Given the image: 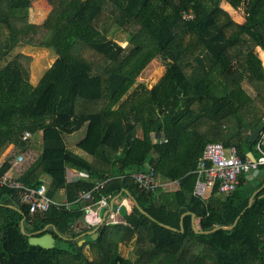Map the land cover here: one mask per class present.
<instances>
[{
  "label": "trees",
  "instance_id": "1",
  "mask_svg": "<svg viewBox=\"0 0 264 264\" xmlns=\"http://www.w3.org/2000/svg\"><path fill=\"white\" fill-rule=\"evenodd\" d=\"M47 1L53 9L36 24L29 0H0V159L16 149L0 178L41 134L39 155L17 176L22 183L46 186L54 200L64 190L69 202L103 184L93 201L126 197L130 211L91 226L79 206L32 214L18 191L0 186V264H264V188L248 207L264 185V165L230 194L218 185L207 198L195 194L207 144L235 146L243 159L261 155L250 134L264 118V0ZM223 1L242 10L244 22ZM114 31L128 34L127 46L110 37ZM28 46L58 53L36 85L29 55L7 60ZM156 59L166 66L158 83L137 84ZM149 168L178 189L139 188L132 174ZM70 169L87 178L70 180ZM239 217L231 230L204 233ZM23 221L28 235L49 226L55 248L31 245Z\"/></svg>",
  "mask_w": 264,
  "mask_h": 264
},
{
  "label": "built area",
  "instance_id": "2",
  "mask_svg": "<svg viewBox=\"0 0 264 264\" xmlns=\"http://www.w3.org/2000/svg\"><path fill=\"white\" fill-rule=\"evenodd\" d=\"M186 17L192 18L193 14L190 13L186 15ZM31 136L29 132H26L24 138L29 139ZM257 142V149L261 154L260 157L255 158L247 155L246 159H243L238 154V150L235 146L226 149L221 143L207 144L204 155L196 170L198 179L195 194L202 198H207L216 185L219 186V192L222 194L227 195L234 192L240 184L241 176L264 165V151L262 150V146L264 145V129ZM11 164L12 167L22 166L24 164V156L17 155L15 158L11 159ZM132 178L139 188L147 191H154L165 186L159 181L156 171L153 168L133 173ZM0 186L18 191L22 204L27 205L32 214L44 213L48 211L51 206L62 207L66 210H71L73 206H79L85 210L86 222L91 226L102 222V217L98 215L97 210L109 208L111 206L110 200L107 197H102L97 202L93 201L95 192H97L103 184L96 185L90 191L79 192L78 198L74 202H69L66 199L62 201L54 200L47 195L46 186H42L41 188L29 187L9 173L0 178ZM86 202L91 203L84 205ZM121 205H123V203L114 204L112 207L110 218L113 222H117L116 217L119 216Z\"/></svg>",
  "mask_w": 264,
  "mask_h": 264
},
{
  "label": "rangeland",
  "instance_id": "3",
  "mask_svg": "<svg viewBox=\"0 0 264 264\" xmlns=\"http://www.w3.org/2000/svg\"><path fill=\"white\" fill-rule=\"evenodd\" d=\"M221 7L230 13L232 18L239 23L244 22L243 11L234 10L227 2L223 1L221 3ZM53 7L47 0H30V21L36 24H42L51 13ZM232 9V10H231ZM111 38L116 40L123 47L128 44V34L123 31H114L110 35ZM18 53H25L32 58L31 63V82L36 85L46 70L55 62L58 57V53L54 48L48 47H24L17 48L8 56L7 60L13 59ZM166 70V66L162 60L156 59L154 60L141 74V76L137 80V84H145L149 88H152L161 77L164 75ZM247 87V86H246ZM248 89V88H247ZM249 90V89H248ZM83 131L77 133L72 139L79 140L83 136ZM41 148H42V135H41ZM39 142L34 145L33 149H29L26 153H23L24 156V164L19 169H23L28 164H30L37 156L39 155L41 148H39ZM71 150L75 153H78L82 156H86L81 150H79L76 146H73ZM16 149L13 146H10L5 153L2 155L0 159V164L3 161L4 156H8L14 154ZM20 172V170H19ZM86 173V172H85ZM13 177L15 176V172H12ZM118 202L121 200H117ZM130 206V203H128ZM132 247L123 248L122 255L128 256Z\"/></svg>",
  "mask_w": 264,
  "mask_h": 264
},
{
  "label": "water",
  "instance_id": "4",
  "mask_svg": "<svg viewBox=\"0 0 264 264\" xmlns=\"http://www.w3.org/2000/svg\"><path fill=\"white\" fill-rule=\"evenodd\" d=\"M263 129H264V123L261 122V123H260V124L254 129V130H253V132L250 134V142H251V143H256V142H257V140L259 139L260 134H261V132H262ZM251 155H252V154H251ZM263 188H264V185H263L259 190H257V191L253 194V196L250 198L249 206H248V207H250V206L252 205L253 200H254V196H255L259 191H261ZM117 199H118V198H116V199H114V200L111 201V208H110L109 211L107 212V215H108V213L112 210V207H113V205H114V202H115ZM134 203L138 206V208H139L143 213L146 214V212H145L143 209H141V207L138 205V203H137L135 200H134ZM10 207H12V206H10ZM12 208H14V207H12ZM127 214H128V208H127V206H126L125 204L121 205L120 210H119V215L122 216V217H125ZM188 214H191V213H186V214H184V215L182 216V219H183L186 215H188ZM191 216H192L193 227L196 228V225H195V215H194V214H191ZM241 216H242V215H241ZM241 216H240V217H241ZM240 217L236 220V222L234 223L233 226H230V227H221V226H218V227H215L213 230H211V231H207V232H204V233H206V234H210V233H212V232H214V231H216V230H219V229L231 230V229H233V228L236 226V224H237L238 220L240 219ZM104 221H105V219L101 222V224H103ZM23 224H24V221L22 222V227H21L22 233H23L24 235H27V236L29 237V243H30L31 245H34V246H40V247H42V248H44V249H47V250H50V249L55 248V246H56V238H55L54 234H53V233H50V232H46V231L48 230L49 226H47V227L43 230V232H45L43 235H41V236H36L35 234H30V235H28V234L25 232V229H24V225H23ZM101 224H100V225H101ZM166 227L171 228V227H169V226H166ZM171 229H172V228H171ZM53 230H54V232L57 234L56 229L53 228ZM181 230H182V231L184 230V226H183V224H181ZM96 231H97V229H95L93 232L90 233V234H92L93 239H96V238L98 237V234H97ZM84 242H85V240H81V241L79 242V245H82Z\"/></svg>",
  "mask_w": 264,
  "mask_h": 264
},
{
  "label": "crops",
  "instance_id": "5",
  "mask_svg": "<svg viewBox=\"0 0 264 264\" xmlns=\"http://www.w3.org/2000/svg\"><path fill=\"white\" fill-rule=\"evenodd\" d=\"M29 7H30V3H29ZM261 57H262L263 63H264V54H261ZM40 138H41V134H39L36 137V142H35L36 146H37V142L40 143L39 146H38L39 148H41V139ZM76 154H78V153H76ZM248 156L254 157L253 155H251V153H249ZM6 157L4 156L3 161L1 162V164L4 162V160H5ZM1 164H0V166H1ZM18 167H20V166L12 167L11 170H10V172H8V173L11 174V176H13L12 175V172H15V176L14 177H17L19 175V173H20L19 170L20 171L22 170V169H19ZM79 177L87 178V174L85 172L79 171L77 169H70V174H69V179L70 180H76ZM50 183H51V178L46 177V185H50ZM164 185L165 186L163 188L166 189V190H169V191L177 190L178 189V183H169V184H164ZM64 199H66V195H65L64 190H62L60 192L57 200L62 201ZM117 200H121V201L118 202ZM117 200L114 202V204H120V203L125 204L127 206V208H128V213H129V211H130V207H129V204H128L129 203V200L126 197L118 198ZM110 208H111V206L109 208H104V209H98L97 210L98 215H101V217H102V221L104 219H106L107 212L109 211ZM109 213H111V211ZM116 221H120L118 217H116ZM100 224H101V222H100Z\"/></svg>",
  "mask_w": 264,
  "mask_h": 264
}]
</instances>
